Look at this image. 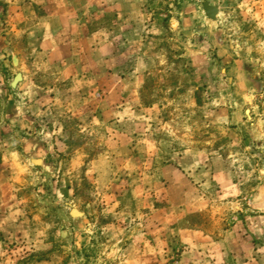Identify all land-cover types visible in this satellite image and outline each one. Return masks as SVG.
<instances>
[{
  "label": "rangeland",
  "instance_id": "1",
  "mask_svg": "<svg viewBox=\"0 0 264 264\" xmlns=\"http://www.w3.org/2000/svg\"><path fill=\"white\" fill-rule=\"evenodd\" d=\"M35 1L0 0V264H264V135L247 121L264 63L243 92L215 50L264 59V0H74L71 50L48 75L29 59L50 92L29 110L38 91L9 85L16 45L48 26Z\"/></svg>",
  "mask_w": 264,
  "mask_h": 264
},
{
  "label": "crops",
  "instance_id": "2",
  "mask_svg": "<svg viewBox=\"0 0 264 264\" xmlns=\"http://www.w3.org/2000/svg\"><path fill=\"white\" fill-rule=\"evenodd\" d=\"M34 3L37 6L40 5L51 8V13H49L47 18L40 19L41 22L48 24L46 28L26 33V43H23V45L18 43L16 45V49L19 51V57L17 58L19 73L22 77L21 82L16 86L18 97H21V100H23L25 97L31 96L32 92L36 91H38L40 95L39 99L32 100V103H30V106L28 107L29 110L34 108L37 109V107L43 109V103H46L47 100L45 98H48L50 95L49 90H46V88L49 89V86L44 85L43 83H38L39 77H37L38 73L36 70H38L37 68L39 64L31 62L29 59L33 58V56L36 58L37 55L41 56V59L44 58L46 60V65H43L45 67L44 74L48 75L51 70L48 66L51 58L56 55L61 57L63 53L71 50L72 47L69 43L66 45L65 43H61L60 40L62 35L66 37V34H69L70 31H72L71 25L76 21L74 14L71 13L74 11L71 8L76 5L74 0H36ZM121 3V0H112L111 5L113 9H115L120 7ZM123 3H125V1ZM85 4H87V0H80V6H84ZM47 30L49 32H47ZM45 34H48V36H45ZM212 35L217 38L216 32L212 33ZM8 47L9 45L7 44L5 48ZM215 50L218 58L223 59L222 61L228 62L227 75L230 77V82H234V85L241 88L243 92H246L247 90L249 91L254 83V85H256V82L250 79L246 73L247 70L250 69L247 65H251V67H253L254 65L262 64L264 63V59L261 61L258 60L256 64L248 55L242 59H234L231 57L232 54L230 53V50H228L227 45H224L223 43L216 44ZM35 53L36 55H33ZM29 54H32V56L29 57ZM3 64L4 67H7L5 63ZM45 77L42 75V78ZM253 99H255L253 105L254 107H251L250 117L247 121L250 120L252 123H256L255 128L259 130L260 135H264V105H261L260 109L258 108V105H256L257 103L264 102V93L258 92V95H256ZM23 106L24 105L18 104L15 108L12 107V109L15 112L22 113L26 109ZM232 119L237 123L242 121L241 116L237 111L233 113ZM251 126L255 125L251 124ZM257 147H259L262 151L264 150V147L260 142L257 143ZM260 193L262 192L260 191ZM257 197L258 194L253 195V198Z\"/></svg>",
  "mask_w": 264,
  "mask_h": 264
},
{
  "label": "water",
  "instance_id": "3",
  "mask_svg": "<svg viewBox=\"0 0 264 264\" xmlns=\"http://www.w3.org/2000/svg\"><path fill=\"white\" fill-rule=\"evenodd\" d=\"M202 10L204 11L205 15L211 19V20H215L216 15L218 13V9L216 7H212L210 6L208 3L203 4L202 6ZM11 64L13 67H16L18 65V59L16 56H12L11 58ZM22 77L20 73H17L14 78L12 79L11 83H10V87L11 89H15L16 86L21 82ZM249 112L246 111V114H248ZM76 211L72 210L71 212V216L74 217L73 213ZM78 214V213H77ZM76 216V215H75Z\"/></svg>",
  "mask_w": 264,
  "mask_h": 264
},
{
  "label": "bare ground",
  "instance_id": "4",
  "mask_svg": "<svg viewBox=\"0 0 264 264\" xmlns=\"http://www.w3.org/2000/svg\"><path fill=\"white\" fill-rule=\"evenodd\" d=\"M73 215H74V216H75V215L77 216L78 214H77V212H76V214H75V212H74Z\"/></svg>",
  "mask_w": 264,
  "mask_h": 264
}]
</instances>
